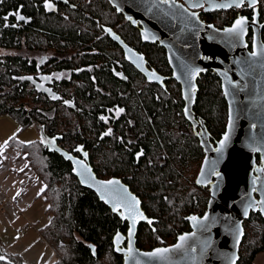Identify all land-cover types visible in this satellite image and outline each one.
I'll return each mask as SVG.
<instances>
[{
	"label": "trees",
	"instance_id": "obj_1",
	"mask_svg": "<svg viewBox=\"0 0 264 264\" xmlns=\"http://www.w3.org/2000/svg\"><path fill=\"white\" fill-rule=\"evenodd\" d=\"M25 4L27 11L34 16L32 25L24 28L29 51L36 46H48L47 43L54 45L58 52H68V48L73 49L89 39L91 32L87 27L91 31L97 29L94 20L73 9L70 10L72 19L68 22L59 14L45 17L41 0H25ZM84 5L92 14L108 12L106 0ZM2 7L3 4L0 10ZM261 11L264 17V8ZM217 15H213L216 20ZM221 17L226 19L225 15ZM41 29L46 37H35L34 32ZM15 31L6 32L0 23V115L13 117L21 131L32 125L44 126L49 136H61L59 144L67 151H73L78 144L84 143L91 150V162L97 175L103 178L122 176L142 197L148 216L155 219L153 226L140 227L137 236L139 248L151 250L174 242L180 232L188 229L185 216L199 209L203 211L207 201L206 196L192 187L184 171L188 158L201 161L202 148L195 145L194 134L184 142L182 138H171L174 133L169 126L176 124L171 116L177 111L178 116H183L182 108L171 97L170 103L175 107L168 111L176 112L160 114L157 104L163 108L166 104L162 97L159 102L152 103L151 115L158 135L154 138L156 132L151 127V143L149 140L144 142L145 156L134 164L131 155L118 153L114 148L103 146L104 141H99L100 124L96 110L87 108L85 104L82 107L76 103L75 109L50 103L44 96L40 98L41 95L33 89V65L29 59L15 54L22 45L17 41ZM133 33L140 38L136 31ZM108 44L111 43H105V47ZM162 51L157 48L156 55L151 56L152 61H157L161 67L165 62ZM175 98L179 99V95ZM196 109L207 120L215 139L220 138L228 122V104L216 75L209 73L201 78ZM134 130L137 131V126ZM172 139L175 141L170 143ZM21 142L15 136L8 145L25 156L28 166L44 183L40 196L47 204L50 221L39 232L56 252L57 258L51 264H122L123 257L114 251L113 237L118 230H126V223L100 201L93 190L83 187L73 174L70 162L58 153L50 152L40 138ZM101 159H107L104 168L100 166ZM257 159L259 162V156ZM244 226L245 236L237 264H258L257 256L264 252V217L253 213ZM0 257L3 258L0 264H24L19 254L4 249L1 238Z\"/></svg>",
	"mask_w": 264,
	"mask_h": 264
},
{
	"label": "water",
	"instance_id": "obj_2",
	"mask_svg": "<svg viewBox=\"0 0 264 264\" xmlns=\"http://www.w3.org/2000/svg\"><path fill=\"white\" fill-rule=\"evenodd\" d=\"M108 1L134 26L141 25L144 42L158 43L167 49L174 77L183 86L185 116L193 122L195 130L197 124L201 127L198 137L206 156L197 184L210 185L211 191L205 213L202 216H188L191 230L179 234L174 244L151 250L139 248V226L141 223H149L139 220L134 229V236L129 238L131 221L128 220L127 233L117 232L123 239L117 242V233L113 237L114 251L123 256V264H232L233 259L237 264L245 236V221L250 218L252 212L260 211L264 216V211H261L264 208V22H260L259 0L254 7L252 18L239 14L232 24L225 28L204 23L197 13L193 16L194 12L191 13L175 0H171L170 4H158V0ZM231 2L232 0H213L208 9H228L216 8L214 5ZM240 17L247 18L244 34L239 39L229 37L224 30L234 27L235 21ZM250 28L253 29L251 48L247 40ZM107 30L111 37L123 46L127 58L135 62L138 52L130 48L119 34L109 28ZM192 68L213 70L221 80L222 91L228 104V122L216 146L211 143L204 122L201 120L199 123L194 113L198 94L197 78L202 71L192 76ZM144 71L147 72L146 69ZM147 74L154 76L152 81L159 80L156 72L148 71ZM225 135L229 136V140L221 152H217L216 149L220 148V142ZM60 138V135L49 136L44 126L40 127L42 144L50 152H56L64 160L70 161L72 172L80 184L93 190L113 213L125 220L121 213L127 215V211L124 208H121L120 212L115 211L114 204L122 197L129 196L140 201L139 209L148 217L142 208L141 199L129 186L116 177L100 179L89 163L88 152L81 151L82 157H79L61 147L58 142ZM51 141L54 143H49ZM68 156L72 159H68ZM257 156L260 158L259 162ZM110 180H118L120 184L108 186L107 190L102 189L99 182ZM206 215L209 220L203 221ZM193 216L200 218L201 224L189 219ZM202 225H207L208 230L204 231ZM237 227L242 229V235H238ZM193 233L196 235L193 236ZM181 236L189 238L182 248L176 249L175 245L181 243ZM117 247L121 251H117ZM129 247L133 249L131 254L127 251ZM157 248H170L172 251L166 254L164 259H150L141 255ZM193 248L194 252L191 250Z\"/></svg>",
	"mask_w": 264,
	"mask_h": 264
},
{
	"label": "flooded vegetation",
	"instance_id": "obj_3",
	"mask_svg": "<svg viewBox=\"0 0 264 264\" xmlns=\"http://www.w3.org/2000/svg\"><path fill=\"white\" fill-rule=\"evenodd\" d=\"M11 1H15V3ZM93 1L95 0H41V8L44 11L45 17L59 14L63 19L69 22L72 19L70 10L73 9L77 13L84 14L86 17L95 21L97 26L96 30L91 31L89 27H87L88 32H91L89 39L80 46L74 47L73 49L68 48V52H58L54 45L47 43L46 45L48 46H36L31 48L30 51L27 49L28 38L25 35L26 30L24 28L32 25L34 16L27 11L25 0H0V5L3 4L2 10H0V23L3 24L6 32L16 30L15 33L18 34L16 36L18 37L17 41L22 45L21 48L16 50L15 54L29 59L30 64L33 65V72L31 73L33 77V89L38 95H41L40 98L44 96L50 103H60L66 107L75 109L77 108L76 103L82 104V107L83 104H85L87 108L96 110L97 121L98 124H100L99 141H104L103 146L109 149L114 148L118 153H127L131 155L134 164H138L140 159L145 156L144 142L149 140L151 143V138L153 137L151 127H153L156 132L154 138H157L158 135L156 123H153L151 115L152 103H156L155 101L159 102V99L162 97L163 103L166 104H164V108L160 104H157V109L160 114H166L167 112L174 113L176 110L168 111L175 107L173 103H170V98L173 97L179 108H182L180 112L183 116H178V111L176 115L171 116V120L176 121L174 126H169L173 129L172 132L174 133L171 138L175 137L176 140L182 138L184 142L194 134L195 145L201 147L203 151L201 161L199 158L190 157L186 160V166L184 167L186 173L185 177L192 187L207 197L206 207L203 211L199 209L185 216L188 229L179 234L190 231L191 226L187 217L191 215L202 216L207 210L211 198L210 185L203 186L197 184V178L206 156V152L198 137V132L201 130L200 124L196 125L197 129L195 130L193 122L185 116L184 108L186 101L183 98V86L182 83L174 77V69L169 61L167 49L160 46L158 43L144 42L141 36V25L138 27L134 26L131 21H129L122 12H119L108 0H106L108 5H105L108 10L106 13L100 12L98 14H92L90 9L86 10L87 7L84 8L85 5L82 6V4L85 3L86 5L91 4ZM175 1L180 2L182 6L191 13H197L204 23L214 24L218 28H225L231 25L239 14L252 18L254 13V8L250 7L247 1L243 7H231L228 9H208V7L212 6L213 0ZM47 3L53 5L51 10L46 7ZM193 4L202 6L193 7ZM261 8H264V5H262V0H259L260 22L262 23L264 22V17ZM215 14H218L217 20L213 16ZM222 15H225L226 19H224L225 17L222 18ZM19 16H23L25 19L20 20L18 18ZM5 17L7 19H5ZM107 28L119 34L130 48L138 52L135 62L127 58L123 46L111 37ZM133 30L138 33L139 39L134 35ZM34 35H36L35 37H43L45 36V32H42L41 29L40 31H35ZM252 35L253 29L250 28L247 37L250 48L253 39ZM108 42L111 44L105 47V43ZM157 48L163 49L162 52L165 57L163 67L159 66L157 61H152L151 56L156 55L157 52L155 51ZM143 69H146L147 72ZM148 71L156 72L159 80L152 81L151 78L154 76L151 74L148 75ZM209 73L218 77L217 73L210 69L200 73L197 78L198 94L194 105V113L199 123L201 120L204 122L209 133V139L211 143L216 146L217 141L221 139L222 135L220 138L215 139L214 134L208 126L207 120L196 109L201 78ZM79 90L82 91L79 92ZM161 92H163V94ZM175 95H179V99L175 98ZM53 96L58 97V99H53ZM102 97H106V99H101ZM88 103L92 104L88 105ZM96 105L97 107L95 108ZM38 126L41 127L40 125ZM135 126H137V131L134 130ZM109 132L110 134H105ZM53 136L56 135H51V137ZM173 141L175 140H170V143ZM80 146H83V150L88 152L89 163L94 169L91 162V150L87 148L84 143L78 144L73 151L70 152L82 157V152L76 151ZM165 154H167V152ZM106 160L107 159H101L99 161L101 167H105ZM113 177L121 179L123 183L129 186L130 190L141 199L142 208L144 209L142 197L137 194L131 184L122 176L99 178L108 180ZM253 213L261 214L260 211L252 212L251 215ZM119 218L121 219L120 216ZM153 220L154 224L155 219ZM122 221L127 225L126 230L118 231L126 234L129 222L128 220ZM153 224L141 223L139 229L142 225L153 226ZM176 240L177 238L174 242L161 246L174 244ZM124 245H127V241Z\"/></svg>",
	"mask_w": 264,
	"mask_h": 264
},
{
	"label": "crops",
	"instance_id": "obj_4",
	"mask_svg": "<svg viewBox=\"0 0 264 264\" xmlns=\"http://www.w3.org/2000/svg\"><path fill=\"white\" fill-rule=\"evenodd\" d=\"M14 134L18 136L19 141L32 142L39 138L40 127L32 125L21 131L19 123L13 117L10 115H0V201H8L6 206L16 210V208L18 209L19 207L30 205L32 201L35 199L37 200L39 197L43 198L40 195L43 191L44 183L28 166L25 157L8 145V141ZM22 223H24V226H22L23 228L31 222L29 220L25 222L22 220ZM33 231L37 233H32L28 238L37 240L38 236H41V234L38 227L34 224L27 231L20 232L19 229L20 234H27ZM0 235H3L1 230ZM41 238L46 242L42 236ZM27 241L32 243L33 240ZM46 244L49 246V249L52 250L51 253L38 250L35 254L36 257L42 255L43 259L41 264H51L57 258L53 247L47 242ZM41 246L44 247V245ZM18 253L21 255V252ZM29 264H36V262L35 260L34 262L30 261Z\"/></svg>",
	"mask_w": 264,
	"mask_h": 264
},
{
	"label": "snow or ice",
	"instance_id": "obj_5",
	"mask_svg": "<svg viewBox=\"0 0 264 264\" xmlns=\"http://www.w3.org/2000/svg\"><path fill=\"white\" fill-rule=\"evenodd\" d=\"M257 2H258V0H248V5L250 7L254 8L256 6ZM170 3H171V0H158V4H170ZM158 4H157V6H158ZM244 5H245V0H232L231 3L216 4V5H214V7H216V8H231V7L240 8V7H243ZM192 6L198 7V6H202V5L193 4ZM46 7L49 10H51L53 5L51 3H47ZM149 10H151V9H149ZM192 15L195 16V13H193ZM18 18L20 20L25 19V17H23V16H19ZM5 19H7V18L5 17ZM246 23H247V18L240 17L239 19H237L235 21L234 27L225 29L224 31L226 33H228L229 37L239 39L244 34V32L246 30L245 29ZM253 55H256V54L253 53ZM201 71H203V69L192 68L191 69V75L192 76L198 75ZM225 94L226 95L228 94L227 91ZM53 99H58V97L53 96ZM185 111L187 112L188 110L186 109ZM229 129L231 130V125H229ZM105 134L108 135V134H110V132L105 133ZM11 139H15V134ZM228 140H229V136L225 135L223 140L220 142V148L216 149V151L221 152V150L225 147V144ZM21 143H23V142H21ZM49 143H54V141H51ZM76 151H83V148L79 147L76 149ZM85 155H87V154L85 153ZM67 158L70 160L72 159L71 156H68ZM217 175H219V173H217ZM99 184H100L102 189L107 190L108 186L119 185L120 182L118 180H110V181H101V182H99ZM262 203H264V202H262ZM139 205H140V201L136 197H129V196L122 197L120 200H117L116 203L114 204V210L115 211L120 212L121 208H124L128 213L127 215H124L123 213H121V214L125 220L131 221V228L128 232L129 238L134 236V234H135L134 229H135L136 224L138 223L139 220H145L149 224L153 223L152 220H150L148 217H146L144 215V213L142 211H140ZM261 211H264V208H262ZM245 214H247V209H245ZM189 219L195 221L197 224H201L200 218H198V217L193 216V217H190ZM208 220H209V217L207 215L203 217V221H208ZM202 228L204 231L208 230L207 225H202ZM237 232H238V235H242V229H240L239 227H237ZM192 235L195 236L196 234L193 233ZM188 238H189L188 236H181L180 237L181 243L175 245V248L176 249L182 248L184 246V242L186 240H188ZM115 239L117 242H119L123 238L121 237V235L119 233H117V236ZM116 250L121 251V249L119 247H117ZM191 250L194 252L195 248H193ZM127 251L129 254H131L133 252V249L131 247H129ZM171 251H172V249H170V248H157L152 252H145V253H142L141 255L144 257H148L150 259H155V258L164 259L166 257V254L170 253ZM0 259H3V258L0 257ZM232 264H235V259H233Z\"/></svg>",
	"mask_w": 264,
	"mask_h": 264
},
{
	"label": "rangeland",
	"instance_id": "obj_6",
	"mask_svg": "<svg viewBox=\"0 0 264 264\" xmlns=\"http://www.w3.org/2000/svg\"><path fill=\"white\" fill-rule=\"evenodd\" d=\"M49 218L47 205L44 199L40 197L32 201L30 205L19 207L18 209L16 208V210L8 206L3 210L0 209V230L3 233V235H0V238L2 239L4 249L13 254H19L18 252H21V255H19L24 264H29L30 261L34 262V260L36 264H41L43 259L42 255L35 256L38 250L48 251L49 253H51L52 250L49 249V246L44 242L41 236H38L37 240L28 238L32 233L37 232L33 231L27 234H20L19 229L24 226L22 220L24 222L29 220L40 229L48 224ZM27 240L33 241L29 243ZM41 245H44V247ZM256 263L264 264V252L257 256Z\"/></svg>",
	"mask_w": 264,
	"mask_h": 264
},
{
	"label": "built area",
	"instance_id": "obj_7",
	"mask_svg": "<svg viewBox=\"0 0 264 264\" xmlns=\"http://www.w3.org/2000/svg\"><path fill=\"white\" fill-rule=\"evenodd\" d=\"M10 200H11V199H10ZM10 202H11V201H10ZM7 203H8V201H5V200L0 201V209L3 210V209L6 207ZM32 226H33V224H32V223H29V224H27L24 228H21V229H20V232L27 231V230H29Z\"/></svg>",
	"mask_w": 264,
	"mask_h": 264
}]
</instances>
